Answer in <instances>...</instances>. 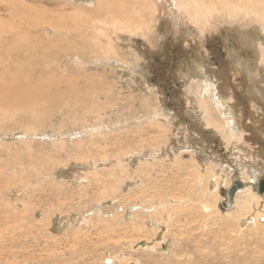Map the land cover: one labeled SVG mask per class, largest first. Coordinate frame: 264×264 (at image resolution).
Returning <instances> with one entry per match:
<instances>
[{
    "label": "rangeland",
    "instance_id": "obj_1",
    "mask_svg": "<svg viewBox=\"0 0 264 264\" xmlns=\"http://www.w3.org/2000/svg\"><path fill=\"white\" fill-rule=\"evenodd\" d=\"M201 1L0 0V264H264V21Z\"/></svg>",
    "mask_w": 264,
    "mask_h": 264
},
{
    "label": "bare ground",
    "instance_id": "obj_2",
    "mask_svg": "<svg viewBox=\"0 0 264 264\" xmlns=\"http://www.w3.org/2000/svg\"><path fill=\"white\" fill-rule=\"evenodd\" d=\"M119 1V0H118ZM184 1H186L187 3V6H185V7H189V8H191L192 10H194V18H195V20L196 19H199V17H200V15L202 14V13H210V8L207 6V5H205L204 3H203V1H201V0H184ZM210 1V4L209 5H211V3L212 4H214L215 3V1L216 2H218V3H221V6H223V9H224V11H226V12H228V13H236V11L238 10V9H240L241 11H244L245 13L247 12V11H251V12H254L255 14H257V16H259V17H262V19H263V21H264V0H209ZM13 2V1H12ZM180 2V1H179ZM182 2V1H181ZM237 2V3H236ZM121 3V2H120ZM118 4V2H117V0H100V4L102 5V6H105V10H104V12H105V14H107V16L108 17H110V18H113V20H114V23H113V25L115 24L117 27H119V28H128V26L129 25H133V26H135V22H133V16L135 15V13H133V12H131L130 11V9L129 8H127V6H124L122 3L121 4ZM239 3V4H238ZM14 7H15V11H20V12H27V9L23 6V5H21V4H19V3H17V2H15V4H14ZM211 7H212V5H211ZM74 8V7H73ZM99 9V8H98ZM101 10V9H100ZM122 10L124 11V12H122ZM100 12H102V11H100ZM104 12H102V13H104ZM127 14H126V13ZM116 14V15H115ZM44 15H46L45 13H44ZM43 15V16H44ZM59 15V14H58ZM232 15V14H231ZM19 16V15H18ZM80 16V15H79ZM45 17V16H44ZM82 17V16H81ZM106 17V16H105ZM22 18V17H21ZM20 18V19H21ZM64 17H62V14H60L59 16H57V18H55L54 17V19L51 21V22H49L50 23V25L52 26L51 28H53V30L54 29H56V28H62L63 29V27H66V23L64 22V20L66 19H63ZM68 18V17H67ZM70 18H72V16L70 17ZM75 18V17H74ZM86 18V17H85ZM94 18V17H93ZM26 19V18H25ZM99 19V18H98ZM103 19V18H102ZM67 20V19H66ZM81 21H82V19H80ZM80 20L79 19H77V21H79V22H73L72 21V27L73 26H79V23H80ZM90 20V19H89ZM121 22H120V21ZM76 21V20H75ZM95 21V20H94ZM102 21V20H101ZM138 21H142V19L141 18H139V20ZM198 21V20H197ZM20 22V21H19ZM96 22H98L99 23V21H96ZM103 22V21H102ZM37 23V22H36ZM35 23V24H36ZM101 23V22H100ZM110 23V22H109ZM112 23V22H111ZM43 24V23H42ZM137 24V23H136ZM2 25V24H1ZM44 26V25H43ZM69 27V26H68ZM36 28V27H35ZM42 29H43V27H42ZM57 30V29H56ZM26 31H31L30 29H26ZM83 33V32H82ZM83 35V34H82ZM81 36V35H80ZM35 38V37H34ZM41 38V37H40ZM37 39V38H36ZM96 44V43H95ZM108 52V51H107ZM51 74V73H50ZM52 75H53V73H52ZM50 76V75H49ZM47 77V76H46ZM51 77V76H50ZM47 79V78H46ZM50 83V82H49ZM47 85V84H46ZM69 86V85H68ZM67 86V87H68ZM0 87L2 88V90L4 91L3 92V96H4V98H6V97H8V93H9V91L8 90H4L5 89V86L4 85H2L1 84V81H0ZM65 87V86H64ZM6 89H8V88H6ZM46 87H37V88H35V87H31L30 86V88H28V89H24V87H21V89L19 90V91H21L20 93L22 94L21 95V98H23L24 97V99H27V101L28 102H34V101H36V100H39V99H41L40 97L41 96H43L44 94H47V92H46ZM66 89H68V88H66ZM75 89H76V87H75ZM60 90V89H59ZM1 91V90H0ZM10 91H12V90H10ZM54 91V90H53ZM67 91V90H66ZM70 91H71V88H70ZM69 91V92H70ZM73 91V90H72ZM71 91V92H72ZM77 91H79L80 92V90H77ZM62 92V91H61ZM70 92V93H71ZM75 93V92H74ZM1 94V93H0ZM52 94V93H51ZM58 94H59V92H58ZM63 94H65V92H63ZM67 94V93H66ZM78 94V93H77ZM77 94H70V96L71 97H69L70 98V101H76L77 99H78V95ZM83 94V93H82ZM23 96V97H22ZM60 96V95H59ZM66 97V96H65ZM49 99H52L53 100V97L52 96H50V97H48ZM55 98V97H54ZM62 98V97H61ZM64 98V97H63ZM84 98V97H83ZM23 99H21L20 100V97H19V95H17V94H15L14 93V95H13V101L11 102V103H8L7 102V105L9 106H11V105H14L15 104V102H17V103H21V101H22ZM57 100V99H56ZM55 100V101H56ZM59 100V99H58ZM81 100V99H80ZM24 101V100H23ZM3 102H5L4 100H3V97H1L0 98V104H4ZM79 102V101H78ZM61 104H62V102H60ZM65 103V102H64ZM6 104V103H5ZM74 104H75V102H74ZM56 105V104H55ZM54 105V106H55ZM64 105V104H63ZM53 106V105H52ZM59 106V105H58ZM65 107H67V105L65 104L64 105ZM207 107V106H206ZM52 110V109H51ZM50 109H49V111H51ZM57 110V109H56ZM48 111V113H50ZM207 112V111H206ZM46 115V114H45ZM206 115V114H205ZM238 185H235L234 187L232 186V184H231V188L234 190H238V188H239V186L241 185V182L238 180ZM257 188V187H256ZM263 189V191L262 192H258L257 191V189H255L256 190V192L258 193V194H260V195H263L264 194V188H262ZM261 189V190H262ZM260 190V191H261ZM234 197H235V193H234V195H233V201H234ZM246 198V197H245ZM249 199V198H248ZM176 200V199H175ZM233 201H232V203H233ZM252 201V200H251ZM246 202V201H245ZM249 203V202H248ZM252 203V202H251ZM249 205H251V204H249ZM243 206V205H242ZM245 206H247V205H245ZM252 206V205H251ZM250 207V206H249ZM248 207V208H249ZM243 208V207H242ZM246 209V208H245ZM253 209V208H252ZM251 208H250V210H252ZM243 211V210H242ZM256 216H257V214H256ZM260 216V215H259Z\"/></svg>",
    "mask_w": 264,
    "mask_h": 264
},
{
    "label": "water",
    "instance_id": "obj_3",
    "mask_svg": "<svg viewBox=\"0 0 264 264\" xmlns=\"http://www.w3.org/2000/svg\"><path fill=\"white\" fill-rule=\"evenodd\" d=\"M238 181H236L234 184H233V187L235 186V185H238ZM232 187V188H233ZM239 187H241V185L239 186ZM232 188H230L229 189V191L227 192V201H228V205L229 204H232V201H233V195H234V193H235V189L233 190ZM262 188H264V181H262V183L260 182L259 183V185H258V187H257V191L260 193V192H262L263 191V189ZM262 189V190H261ZM261 190V191H260ZM261 194V193H260Z\"/></svg>",
    "mask_w": 264,
    "mask_h": 264
},
{
    "label": "flooded vegetation",
    "instance_id": "obj_4",
    "mask_svg": "<svg viewBox=\"0 0 264 264\" xmlns=\"http://www.w3.org/2000/svg\"><path fill=\"white\" fill-rule=\"evenodd\" d=\"M215 64H217V63H215Z\"/></svg>",
    "mask_w": 264,
    "mask_h": 264
}]
</instances>
